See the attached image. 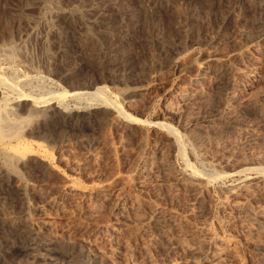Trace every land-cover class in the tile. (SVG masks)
Here are the masks:
<instances>
[{
    "label": "rangeland",
    "instance_id": "obj_1",
    "mask_svg": "<svg viewBox=\"0 0 264 264\" xmlns=\"http://www.w3.org/2000/svg\"><path fill=\"white\" fill-rule=\"evenodd\" d=\"M100 1L0 0V76L18 84L16 91L30 92L41 100L62 94L58 98L61 103L50 97L52 100H44L45 104H37L35 116L52 103L61 106L66 115L71 114L74 122L62 127V133L46 137V130L36 131L37 117H33V129H28L21 141L34 150L26 164L17 166L21 168L16 173L8 176L0 155V186L6 184L19 195L16 192L17 201L13 203L0 197V216L8 217L7 228L13 231L9 241L15 243L17 236L20 240L26 235L24 229L35 237L28 218H34L45 237L37 240L33 252L17 248V254L1 256L0 264H164L168 252L175 250V256L185 257V249L196 245V234L202 244V259L220 246L227 257L222 264H264V229L239 217L238 209L232 213L221 204V199L235 188L240 199L264 205L257 186L264 183V0H214L216 4L209 0L191 4L189 0H157L152 8L150 0ZM129 1L137 10L126 12L135 18L129 21V32L122 33L118 30L125 22L113 17L111 7ZM199 3V14L193 15L192 4ZM61 33L67 38L64 42H75L69 52H63L56 41ZM199 64L209 68L202 80L205 82L197 85L200 96L182 106L185 100L180 101L178 94L198 74ZM254 66L262 75L250 87L238 84L230 89L227 83L214 90L211 85L214 78L223 76V80L227 77L226 81H231L237 72ZM51 68L72 73L64 78L51 73ZM72 86L90 91L102 86L103 91L98 99L76 98L70 96ZM5 87L1 85L0 89L8 97L4 102L0 93V100L13 108L17 92ZM234 94L238 101L252 107L243 109V105L231 111L236 119L229 123L227 107ZM22 102L34 104L30 99ZM116 110L139 118L142 124L130 130ZM165 125L175 129V143L183 145L182 153L174 144L163 143L167 131L160 133L158 128ZM38 151L51 153L57 168L77 183L108 184V190L122 191L126 198L129 196L130 207L117 211L107 201L111 199L106 198L109 193L104 192L95 199H81L78 191L75 196L60 197L65 177L45 167L43 153ZM187 176L197 177L199 192L184 186ZM47 194L48 214L33 211V200ZM93 204L101 208L94 210L97 215L91 210ZM153 211L162 217L172 215L168 221L172 224L166 222L170 230L165 227L167 251L164 246L158 248L155 241L150 249L144 248L135 235L138 229L143 236L150 235L151 228L142 229L135 222ZM115 226L116 237L111 231ZM113 238L115 247L110 253L108 245ZM177 241L182 248L172 250V243Z\"/></svg>",
    "mask_w": 264,
    "mask_h": 264
},
{
    "label": "bare ground",
    "instance_id": "obj_2",
    "mask_svg": "<svg viewBox=\"0 0 264 264\" xmlns=\"http://www.w3.org/2000/svg\"><path fill=\"white\" fill-rule=\"evenodd\" d=\"M106 1L107 0H101L100 2L101 3H105L106 4ZM151 1V8L153 7V5L155 4V2L157 1V0H150ZM186 1V0H185ZM195 1V3H198L197 2V0H189V4H191V3H193ZM117 2V1H116ZM135 2H136V0H135ZM208 2H211V3H213L214 2V0H209ZM139 3V2H138ZM215 4L217 3V2H214ZM219 4V3H218ZM108 5V4H107ZM118 5V4H117ZM195 5V4H194ZM193 4H192V6H194ZM150 6V5H149ZM190 6V5H189ZM191 6V10H193L192 12V14L194 15H198L199 14V11H200V3H199V5H195L194 7H192ZM138 8H139V6H138ZM108 9H109V7H108ZM111 9H112V15H113V17L114 18H118V19H121V20H123V22H125V25H123L122 26V28H120V30H118L119 32H122V33H124V32H126L127 30H128V28H129V21L130 20H132L133 18H135V16H132V13H128V15L129 14H131V16L129 15V17H127L128 15H127V11L128 10H137V6L136 5H134L132 2H126V3H124V4H120V5H118V6H114V5H112V7H111ZM110 9V10H111ZM141 12V11H140ZM111 15V14H110ZM109 15V16H110ZM138 14H136V16H137ZM110 18V19H113L114 20V18ZM137 19V18H136ZM113 20H112V22H113ZM133 23V22H132ZM111 24V23H110ZM119 27V26H118ZM131 27V26H130ZM132 27H133V24H132ZM63 30V29H62ZM65 31V30H64ZM64 31H62V32H64ZM131 31V30H130ZM127 32H129V31H127ZM67 33V32H66ZM124 35H126V34H124ZM68 36H70V35H68ZM75 38V37H74ZM67 38H65L64 36H63V34L61 33V34H59L58 35V38H57V43H58V45L59 46H63V49H62V51L63 52H65V51H68L69 52V50H71V46H73V44L75 43V42H64L65 40H66ZM69 39V38H68ZM64 40V41H63ZM69 41H70V39H69ZM76 41V40H75ZM121 42V41H120ZM79 43V42H78ZM77 44V43H76ZM75 45V44H74ZM76 46V45H75ZM77 46H78V44H77ZM80 47L82 46V45H79ZM120 46V45H119ZM255 47V46H254ZM257 47V46H256ZM78 48V47H77ZM82 49L84 48L83 46L81 47ZM73 49H74V47H73ZM79 49V48H78ZM80 50V49H79ZM257 50V49H256ZM258 50H260V49H258ZM76 51V50H75ZM78 52V51H77ZM75 54V53H74ZM255 56H258L256 53L254 54ZM72 56H73V54H72ZM78 56H80V55H78ZM71 57V56H70ZM74 58H75V56H74ZM78 58V57H77ZM192 63V62H191ZM123 65V64H122ZM198 65V64H197ZM197 65H196V67H197ZM258 66H260V65H258ZM123 68V67H122ZM55 68H51L50 69V72L51 73H53V74H55V75H61V77H67V75H69V74H71L72 73V71H69V70H67V69H58V70H54ZM198 69H199V72H198V74L197 75H194V77H192L191 79H190V83H189V85H187V88L185 89V90H183V91H181V93H179L178 94V99H180V101L181 100H185V101H182V106L183 105H187L188 103H191L192 104V101H195L194 99L196 98V97H198L197 95H199V93H198V89H197V85L198 84H200L201 82L202 83H204L202 80L203 79H205V77H207V74H208V71H209V68H208V66H206V65H200L199 64V66H198ZM71 70V69H70ZM116 74V73H115ZM195 74V73H194ZM114 75V74H113ZM127 75V74H126ZM262 75V74H261ZM260 75V71H259V68L257 67V66H254L253 68H251V69H247L246 71L244 70V72H237L236 74H234V76L232 77V79H231V81H229L230 80V78H229V80L228 81H226V79H227V77H225L226 79L225 80H223L224 78H223V76L222 77H218V78H214V79H212L211 80V85H213L214 87H215V89L214 90H216V89H222V87H224V85H226L227 83H230L229 85H230V89H233V88H235V86H237L238 84H241L243 87L245 86V87H247V86H252V84L257 80V79H259V77L261 76ZM131 76V75H130ZM1 77V76H0ZM208 79V78H207ZM12 80H9V79H4V78H0V86L1 85H4V86H6V87H8L7 89L9 90V89H13L14 91H16V86L18 85H15L14 84V82L12 83L11 82ZM198 82H200V83H198ZM197 83V84H196ZM202 83H201V85H202ZM208 83V82H207ZM196 84V85H195ZM228 85V86H229ZM85 86V85H84ZM198 86H200V85H198ZM241 86V87H242ZM6 87H5V89H6ZM86 87V86H85ZM92 87V86H91ZM210 87H212V86H210ZM2 88V87H1ZM71 89L70 90H72V92H70V96H72V97H76V98H85V97H91V98H93V99H98V97L100 96V94L102 93L101 91H103V87L102 86H96L93 90H80L79 88H84V87H81V86H72V87H70ZM226 88V87H225ZM3 89V88H2ZM11 89V90H12ZM227 89V88H226ZM1 90V89H0ZM13 90H12V93H13ZM17 90L18 91H16L17 92V102L15 101V104H14V106H13V108H7L6 107V104H4V102L6 101V98L8 97L6 94L4 95V93L5 92H3L2 90L0 91V93L2 94V96H3V100H4V102H3V100L1 99L0 100V155L3 157V159H4V161H5V166H6V169H7V173H8V176L9 175H11V174H13V173H16V171L19 169V167L21 168V166H19L18 168H17V166L18 165H22V164H26V160H27V158L29 157V155L31 154V152H33L32 151V149L30 150V147L27 145V144H24L22 141H21V139L23 138V136H24V134L26 133V131L28 130V129H33V128H30V126H31V124L34 122V120L35 119H33V117H37V121H36V131L37 130H42V131H44V130H46L47 132H45V133H47V136L46 137H51L53 134H54V132H56L57 134H58V132L57 131H61V133H62V130L64 129V128H62V127H64V126H70V125H73V119H72V116H69V115H71V114H68V115H66L64 112H62V110L60 109V107L61 106H58V105H53L52 103H51V106L48 108V110H45L44 112H39V116L37 115V116H35V114L36 113H38V110H36L37 108H35L36 107V105L37 104H39L41 101V103H43V104H45L44 103V100H45V102L47 101L46 99H42L41 100V98H36V97H34L30 92L29 93H24V92H22L21 90H19L18 88H17ZM218 91V90H217ZM65 93V92H64ZM9 94V93H8ZM201 94V93H200ZM232 94V93H231ZM60 94H52V95H50V97L51 98H54L55 99V97L58 99L59 97L61 98V96H62V94L59 96ZM7 96V97H6ZM12 96V95H11ZM10 96V97H11ZM200 96V95H199ZM238 97H239V95H237ZM39 97H40V95H39ZM42 97V96H41ZM50 97H48V101H50V100H52ZM13 98V97H12ZM221 98V97H220ZM31 100V101H33L32 103H34L32 106H30V104H29V106H28V104H26L25 102H22V101H24V100ZM239 99V98H238ZM58 100H60V102L59 103H61V99H58ZM222 100V99H221ZM255 100V99H254ZM9 101H10V99H9ZM13 101V100H12ZM47 101V102H48ZM110 101V100H109ZM179 101V102H180ZM1 102H3V103H1ZM8 102V101H7ZM11 102V101H10ZM52 102V101H51ZM98 102V101H97ZM31 103V102H30ZM40 103V104H41ZM195 103V102H194ZM244 102H240V101H238L237 100V98H236V94H234L232 97H230V101H229V106L227 107L229 110H230V118H227L228 119V121H229V123H233L234 122V120L236 119L235 118V116L234 115H236V114H233L231 111H233L234 112V110L236 111V108H238L239 109V107H241V108H243V105L245 104H243ZM10 104V103H9ZM180 104H181V102H180ZM179 104V105H180ZM253 104V103H252ZM62 105V104H61ZM190 105V104H189ZM10 106V105H9ZM11 106H12V103H11ZM192 106V105H191ZM245 107L243 108V109H250L249 107L251 106V103L249 104H246V105H244ZM255 106V105H254ZM253 106V107H254ZM252 107V106H251ZM118 109V108H117ZM179 109V108H178ZM243 109H241L242 111L241 112H243ZM41 111H43L44 109H40ZM75 111V110H74ZM79 111V110H78ZM117 112H118V114H119V116H120V111L119 110H116ZM177 111V110H176ZM228 111V110H227ZM247 111V110H246ZM68 112H70V111H68ZM122 112V111H121ZM245 112V111H244ZM237 113V112H236ZM122 115V117L124 116V118H123V121L126 123V125H128L129 126V128H130V130H136L137 129V127L138 126H140L142 123V121H140L139 120V118L137 119V118H134V117H132V116H130V115H127V113H126V115L125 114H121ZM228 115V116H229ZM227 116V115H226ZM222 117H223V115H222ZM225 117V116H224ZM238 117V116H237ZM216 118H218V117H216ZM215 118V119H216ZM219 118H221L220 116H219ZM226 118V117H225ZM213 121V120H212ZM227 121V120H226ZM238 121V120H237ZM214 123H215V120L213 121ZM216 122H217V120H216ZM221 122V121H220ZM225 122V121H224ZM223 122V123H224ZM227 123V122H226ZM213 124V123H212ZM220 124V123H219ZM222 124V123H221ZM221 124H220V126H221ZM235 124V123H234ZM34 125V124H33ZM218 125V124H217ZM231 125V124H230ZM227 126H228V124H227ZM235 126V125H234ZM34 127H35V125H34ZM227 129V128H226ZM163 130L164 131H167V138L163 141V143H166V144H174V148H176L177 150H178V152H180L181 150H182V148H181V146H183L181 143H180V141L178 142V143H175V141H176V139H177V137H175L174 138V135L176 134V132H175V129H173V127H170V125H165V126H161L160 128H158V131L161 133V132H163ZM32 132H34V131H32ZM32 132H30V133H32ZM29 133V134H30ZM42 133V132H41ZM55 133V134H56ZM33 134V133H32ZM60 134V133H59ZM27 136V135H26ZM43 136V135H42ZM176 136V135H175ZM30 137V136H29ZM33 137V136H32ZM40 137V136H39ZM55 137V136H54ZM173 138H174V141H173ZM41 139V138H40ZM43 139V138H42ZM52 139V138H51ZM47 140V139H46ZM39 141V140H38ZM35 142V141H34ZM30 143V142H29ZM38 143V142H37ZM40 143H42V142H40ZM36 144V143H35ZM34 145V144H33ZM181 145V146H180ZM42 148V150L45 148H43V147H41ZM40 148V149H41ZM153 148V147H152ZM37 149H38V146H37ZM36 149V150H37ZM34 150V149H33ZM45 150V149H44ZM43 150V151H44ZM47 150V149H46ZM164 151V150H163ZM183 151H184V149H183ZM40 151H38V153H39ZM45 152H47V151H45ZM49 152V151H48ZM34 153H35V151H34ZM37 153V154H38ZM41 153H43V152H40V155H41ZM180 153H182V151L180 152ZM33 154V153H32ZM51 153H49V154H47V153H43V155H42V160L43 161H45L46 162V165H45V163H44V166L46 167L47 166V168H49L53 173H59V174H62L63 176V178L65 177V180L63 181V185L61 186V188H59L58 190H59V192H60V194H61V196L60 197H64V196H66V195H73V196H75L76 194H80V196H82V198L81 199H83V198H94L95 199V197L97 196V194H99V193H102V192H104V193H109V196H107L106 198H110L111 197V199L110 200H107V201H110L111 203L110 204H112V207L114 208V209H117V211H125V209H127V207H130L129 206V204H130V202L128 201V197L126 198L125 197V193L123 194L122 193V191L120 192L119 190H118V192H113V191H111V190H108L107 189V185L108 184H106V185H104V184H95V185H93V186H84L83 184H81L80 182V184L79 183H77L71 176H68V175H66V174H64V173H62L58 168H57V166H56V164H54V162L52 161V156L50 155ZM32 156V155H31ZM38 156V155H37ZM51 156V157H50ZM59 156V155H58ZM38 158V157H37ZM141 159V158H140ZM220 160V159H219ZM3 161V160H2ZM3 161V162H4ZM30 161H32L31 159H30ZM2 163V162H1ZM30 163V162H29ZM33 163V162H32ZM31 163V164H32ZM191 165H192V163H190ZM33 165V164H32ZM43 165V164H42ZM24 166V165H23ZM22 166V167H23ZM28 166V165H27ZM41 166V165H40ZM35 166H33V168H34ZM45 167H44V169H45ZM37 168V167H36ZM192 168V167H191ZM247 168H249V167H247ZM255 168H257V167H255ZM0 169H1V167H0ZM260 169V168H259ZM2 170H4L3 168H2ZM39 170V169H38ZM43 170V169H42ZM47 170V169H46ZM46 170H45V172H46ZM19 171H20V169H19ZM28 171H30V170H28ZM41 171V170H40ZM260 171V170H259ZM4 172V171H3ZM43 172V171H42ZM47 173V172H46ZM45 173V175H47ZM20 174V173H19ZM32 174V173H31ZM1 175V174H0ZM42 175H44V174H42ZM196 175V174H195ZM194 175V176H195ZM214 175V174H213ZM17 176V175H16ZM21 176V175H20ZM126 176V175H125ZM4 177V176H3ZM178 177V176H177ZM188 177V176H187ZM13 178V177H12ZM2 179V178H1ZM5 179V178H4ZM10 178H8V180H9ZM16 179H19V178H16ZM186 179V178H185ZM3 180V179H2ZM1 180V181H2ZM1 181H0V183H1ZM264 182V181H263ZM6 183V182H5ZM122 183V182H121ZM183 183V182H182ZM261 183V182H260ZM93 184V183H92ZM3 185V184H2ZM6 185V184H5ZM5 185H3V186H0V197L1 196H3V198L4 199H8V200H10L11 201V203H13L14 202V199L16 200V192H17V190H16V188H15V190H16V192L14 193L13 191H11V190H9V189H7L6 187H5ZM12 185V184H11ZM199 185H200V183L198 182V180H197V177H188V180L186 181V183H185V185L184 186H186L187 188H189V190L190 189H195V190H197V189H200L201 187H199ZM204 186V185H203ZM259 188H260V190L262 191V193H263V196H264V183H262V184H258L257 185ZM13 187V186H12ZM110 187V186H109ZM185 187V188H186ZM206 187V186H205ZM20 188V187H19ZM111 189V188H110ZM123 189V188H122ZM233 189V188H232ZM231 189V190H232ZM235 189V188H234ZM232 190L231 192H230V190L228 189V191L230 192V193H228L229 194V196H227V194L224 196V198L223 199H221V204H222V206H224L225 208L227 207V208H229L231 211H232V213H233V211L235 210V212H236V209H238L239 211H237V215H239V217L240 216H243L244 218H246L250 223H252L253 225H255L254 227H258L260 230L261 229H264V205H262V203L260 202V201H258V202H256V201H253V200H246V199H240L239 198V196H238V192L236 191L237 189H235V190ZM12 190H14V189H12ZM75 191H78L77 193L75 192ZM198 191V190H197ZM200 191V190H199ZM198 191V192H199ZM227 191V190H226ZM21 192V191H20ZM76 193V194H75ZM75 194V195H74ZM17 195H18V192H17ZM44 195V194H43ZM43 195H40V197L39 198H36V199H34L33 200V202L31 203V208H33L32 210L33 211H35V212H37V213H39V214H41V215H46V214H48L47 212H48V210H49V205H48V202H49V194H47V195H45V196H43ZM106 195V194H105ZM19 196V195H18ZM23 196V195H22ZM50 196H51V194H50ZM51 198V200L53 201V197H50ZM246 198V197H245ZM73 199V198H72ZM75 199V198H74ZM220 199V198H219ZM7 200V201H8ZM106 200V199H105ZM255 200V199H254ZM257 200V199H256ZM9 201V202H10ZM17 201V200H16ZM106 201V202H107ZM18 203V202H17ZM77 203V202H76ZM104 203V202H103ZM133 203V202H132ZM19 204V203H18ZM22 204V203H21ZM100 204V203H99ZM101 204H102V202H101ZM100 204V205H101ZM15 205H16V203H15ZM23 205V204H22ZM80 205V204H79ZM94 205V204H93ZM97 206H99L98 204H96ZM86 206V205H85ZM85 206H84V208H85ZM134 206V205H133ZM220 206V205H219ZM17 207V206H16ZM21 207V206H20ZM91 207V205L89 206V208ZM241 207V208H240ZM19 208V207H18ZM88 208V207H87ZM99 208H100V206H99ZM95 209H97L96 208V206L94 205V206H92L91 207V210L92 211H94ZM101 209V208H100ZM100 209H97V210H100ZM110 209H112V208H110ZM130 209V208H129ZM89 210V209H88ZM90 210V211H91ZM127 211H129V210H127ZM126 211V212H127ZM131 211V210H130ZM171 211H174V210H171ZM84 212H85V209H84ZM83 212V213H84ZM86 212H87V210H86ZM109 212V211H108ZM94 213H95V211H94ZM98 213V215H99V211L97 212ZM110 213H111V211H110ZM154 211L153 212H151V214L149 213V215L148 216H146L145 217V219H141L140 220V218H139V221L138 222H135V224H137V226H139V227H141L142 229H144V227H149V228H151L150 229V235H148L147 237H145V236H143L144 234L141 232V231H138L139 229V227H137V233L135 234L138 238H139V240H140V242H141V244H142V247L143 246H145L144 248H151V243H152V241H155V243H157V247L158 248H160V246H162V248H164L165 247V250L167 249V247L166 246H164V236H166V228H168L169 229V227H168V225H166V222H167V224H170V223H168V221H169V219L170 218H172L171 216V214H168V216L166 215L165 217H162V216H159V215H154ZM169 213H170V211H169ZM91 214H92V212H91ZM96 214V213H95ZM109 214V213H108ZM114 214V213H113ZM123 214V213H122ZM173 214V213H172ZM97 215V214H96ZM94 216V215H93ZM124 216V215H123ZM30 218L31 217H33V216H29ZM91 217V216H90ZM121 218H122V216H120ZM143 217V216H142ZM8 218V217H7ZM7 218H5V217H1L0 216V257L1 256H7V254H17V248H24L26 251H32V249L34 248L35 249V245L37 244V240H39V242H40V240L43 238L42 236H41V229L39 228V226H38V224H37V222L34 220V218H32L31 220L28 218L27 220H29L30 221V223H31V226H29V227H31L32 228V233H33V235L35 236V237H31L30 236V234H31V232H29L30 234L28 235L27 233V230L26 229H24L25 230V232H26V235L24 234V235H21L20 236V240H19V238H18V241H17V237H16V239H15V243L13 242V243H11L10 241L12 240V239H10V241H9V237H10V234H11V232H13V231H11L10 232V229H8L7 228ZM98 219V218H97ZM109 219V218H108ZM124 219V218H123ZM134 219V218H133ZM173 219V218H172ZM25 220V219H24ZM26 220V221H27ZM88 220V219H87ZM117 220V219H116ZM121 220V219H120ZM9 221H10V219H9ZM86 222V221H85ZM94 222V221H93ZM121 222H123V220L121 221ZM133 222V223H134ZM14 223V222H13ZM125 223H127V222H125ZM129 223V222H128ZM117 225L118 224V222L117 221H115L114 222V225ZM172 224V223H171ZM249 224V223H248ZM27 225H29V224H27ZM113 225V226H114ZM252 225V226H253ZM9 226V225H8ZM11 226V225H10ZM15 226V225H14ZM119 226V225H118ZM167 226V227H166ZM21 227V226H20ZM147 227V228H148ZM166 227V228H165ZM14 228V227H13ZM17 228V227H16ZM30 228V229H31ZM115 228H116V226L115 227H111V231H112V235L114 236V237H116V235H115V232L117 231H115ZM146 229V228H145ZM170 230V229H169ZM248 230V229H247ZM23 231V229H21V232ZM144 231V230H143ZM19 232H20V230H19ZM20 232V233H21ZM10 233V234H9ZM14 233H15V230H14ZM168 233V232H167ZM196 233V232H195ZM18 234V233H17ZM16 234V235H17ZM22 234V233H21ZM109 235V236H111V237H113L112 235ZM117 234V233H116ZM172 234V233H171ZM9 235V236H8ZM193 235H194V233H193ZM198 235H199V233H198ZM13 236V235H12ZM11 236V237H12ZM175 236V235H174ZM173 236V234H172V237H174ZM192 236V235H191ZM15 237V236H14ZM13 237V238H14ZM167 237V236H166ZM193 237H196V245H194V247H192V246H190L189 248L187 247L185 250H186V252H183V254L184 253H186V255H185V257H177V255L175 256V254H176V251L174 250L175 248H182V246H180V244H182L181 242H180V244L178 243V241L177 242H173L174 244H175V246L176 247H174V244L172 243V245H173V248H172V246H171V248H172V250H174V251H171V249H169V251H171V252H168V254L166 253V252H164V253H166L167 254V257H166V261H165V263L164 264H222V263H224V262H226L227 261V257H226V252H223L221 249H219V247H217L218 249H215V248H212V249H215V251L214 250H212L211 252H213L212 253V255L211 256H206L204 259H202V258H200L201 257V250H200V248H202L201 246H200V238H198L197 237V234H196V236L194 235ZM201 237V236H200ZM45 238V237H44ZM44 238H43V240H44ZM14 240V239H13ZM42 240V241H43ZM177 240V239H176ZM183 240V239H182ZM17 241V242H16ZM112 242L110 243V245H108L109 246V248H108V250L110 251V253H112V251L114 250L113 249V247H115L114 246V243H115V239L113 238L112 240H111ZM175 241V240H174ZM189 243V242H188ZM45 244V243H44ZM69 244V243H68ZM185 244V243H184ZM192 244V243H191ZM116 245H117V243H116ZM119 245V244H118ZM167 245V244H166ZM202 245V244H201ZM61 246H63V245H61ZM65 246V245H64ZM140 246V245H139ZM164 246V247H163ZM185 246H188V245H185ZM45 247V246H44ZM169 247H170V245H169ZM168 247V248H169ZM65 248V247H64ZM116 248H119V247H116ZM161 248V249H162ZM204 248V247H203ZM33 249V250H34ZM133 249V248H132ZM223 249V248H222ZM67 250V249H66ZM131 250V249H130ZM168 250V249H167ZM166 250V251H167ZM63 251V250H62ZM68 251V250H67ZM75 251V250H74ZM132 251V250H131ZM130 251V252H131ZM184 251V250H183ZM209 251V250H208ZM33 252V251H32ZM31 252V253H32ZM66 252V251H65ZM70 252V251H69ZM72 252V251H71ZM69 253L68 255H71L72 257H73V252L72 253ZM108 252V251H107ZM203 252V251H202ZM21 253V252H20ZM24 253H26V252H24ZM162 253H163V249H162ZM207 253H209V252H207ZM19 254V253H18ZM178 254V253H177ZM77 256H78V254H77ZM113 256V255H112ZM151 256H152V254H151ZM180 256H183V255H180ZM149 257H150V255H149ZM152 258L153 257H151V258H148V260L150 261V263L153 261L152 260ZM162 258V257H161ZM184 258H188V262L184 259ZM0 259H2V258H0ZM3 259H6V258H3ZM156 259V258H155ZM147 260V259H146ZM147 260V261H148ZM164 261V260H163ZM142 262V261H141ZM156 262V261H155ZM230 262V261H229ZM258 262V261H257ZM264 262V261H263ZM157 263H158V261H157ZM157 263H155V264H157ZM152 264H153V262H152ZM161 264V263H160ZM226 264V263H225ZM229 264V263H228Z\"/></svg>",
    "mask_w": 264,
    "mask_h": 264
}]
</instances>
